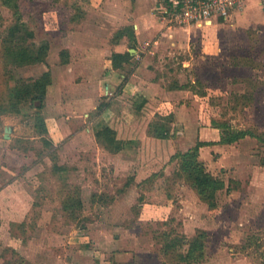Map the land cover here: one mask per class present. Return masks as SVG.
I'll return each instance as SVG.
<instances>
[{
    "label": "rangeland",
    "instance_id": "obj_1",
    "mask_svg": "<svg viewBox=\"0 0 264 264\" xmlns=\"http://www.w3.org/2000/svg\"><path fill=\"white\" fill-rule=\"evenodd\" d=\"M106 1L0 0V264H186L181 254L200 235L205 255L194 264H264V142L248 136L221 143L227 134L217 126L264 138V6L251 0L234 26L206 27L215 32L206 47L199 36L186 55L162 53L167 80H181L189 90L168 101L175 113L172 136L161 140L149 126L164 121L161 101L140 114L131 131L120 116L99 120L103 106L117 108L124 99L105 94L102 84L93 109V75L87 79L76 68L116 30L103 18ZM19 45L48 47L46 63L16 65L7 52ZM65 49L73 51L70 66L63 65ZM229 57L252 58L255 66L233 80ZM46 73L54 79L42 110L52 145L37 133L31 104L19 114L2 109L15 87ZM108 125L121 138L128 135V150L114 153L99 143L95 132ZM8 126L11 139H5ZM199 143H215L201 147L199 160L225 183L214 208L180 158L172 159ZM73 196L82 205L67 210ZM174 239L187 242L167 254Z\"/></svg>",
    "mask_w": 264,
    "mask_h": 264
},
{
    "label": "crops",
    "instance_id": "obj_2",
    "mask_svg": "<svg viewBox=\"0 0 264 264\" xmlns=\"http://www.w3.org/2000/svg\"><path fill=\"white\" fill-rule=\"evenodd\" d=\"M249 1L251 0L245 2L242 11L236 13L235 20H238V18L248 11ZM255 1H257L260 6H263L258 0ZM162 3L163 0L106 1L107 8H104L105 12L103 13V18L105 19L104 16L106 15L107 20L115 23L116 30H114L108 38L110 41L109 43L101 48L95 47L94 49H96V52H94L95 54L91 57H86L84 55L80 58L76 68L80 74L86 75L85 78H87L89 73L93 75L91 81L94 85L93 90L96 93L91 94V98L89 97L93 109H98L97 105H94V103H96L95 100L98 98L97 90H99L102 84H105L106 87L105 94L112 96V98L115 96L114 99H116L117 102L120 98V101L122 99L124 100H122L119 105L117 103V108H115L116 104H111V102L103 106V110L99 113L97 119H106L108 115H111L110 117L115 115L120 116L128 123L129 127H126L127 130L131 131L129 129L134 128L133 126H135L140 114L143 112L148 114V110H150V108L151 111L154 110L156 104L160 101L167 100L173 102L178 97L188 96L186 90L189 89L185 83L181 80H174L172 83L167 80L165 73L166 68L162 65V53L169 51L170 53L186 55L190 51L192 52L195 47L194 37L199 38V36L202 41V46L205 45L206 47V45L209 44L207 43L208 40H210L208 37L212 36L213 38L214 31L220 30V26L224 22L220 21L219 23L204 26H170L167 21L161 18L159 8ZM111 5H114L115 9L112 10L113 7ZM235 20L233 23L224 24L234 26ZM206 27L213 28L214 31L210 32V29ZM128 28H130V31L124 32L123 35L117 39V34ZM212 46L216 47L218 45ZM65 50L68 51L69 56L67 60L64 59L63 65L70 66L73 62L71 58L73 51L70 49ZM83 50L85 51L86 49ZM214 50L221 51L219 48H215ZM115 53H131L130 60L124 62L121 68H116L113 62V55ZM213 54L218 56L219 53ZM229 60L228 64L226 61L223 63L227 64L226 66L230 69L232 68L236 71L235 73L237 75L233 80L246 78L240 73H243V69H251L255 66V61L252 58L229 57ZM209 66L212 65L210 64ZM87 79L84 80V83H87ZM53 81L54 79H52V83ZM168 83L172 85H168ZM145 100L148 101V104H146L144 108L139 109V105ZM125 114L131 117L133 116V119H128ZM107 120L108 119H106V121ZM101 130H103V126L100 130L95 132L96 139L97 133ZM119 132L120 130H118V137L121 138ZM127 136L128 135H124L121 139L126 140ZM128 138H130V136ZM48 139L50 138L48 137ZM51 142L53 143L52 140ZM129 148L130 147L123 151Z\"/></svg>",
    "mask_w": 264,
    "mask_h": 264
},
{
    "label": "trees",
    "instance_id": "obj_3",
    "mask_svg": "<svg viewBox=\"0 0 264 264\" xmlns=\"http://www.w3.org/2000/svg\"><path fill=\"white\" fill-rule=\"evenodd\" d=\"M14 0H4L5 4L12 5ZM15 7H18L17 3H14ZM130 31V28L120 31L117 34V39L123 35L124 32ZM49 48L46 46L40 47L39 49L29 48L26 45H19L17 48L13 47L8 49V56L18 66H27L46 63L48 57ZM63 58L67 60L69 53L67 50L62 52ZM131 53L113 55V62L116 68H121L124 62L130 60ZM52 83V78L50 73H46L42 78L34 81L33 83H24L15 87L12 91L11 98L8 100L7 104L2 106L3 113L5 114H19L22 112V106L24 104H31L32 107L37 109V120L35 123V128L38 134L41 135L43 140L48 145H52L50 139H48L49 129L44 116L42 115V110L46 104V97L48 93V87ZM206 96V92H203ZM148 104L145 100L139 105L140 108H144ZM161 116L164 121L152 122L149 126L151 127L152 133L155 137L161 140H169L172 136L171 124L174 121L175 113L168 101H161ZM219 128L225 129V134L221 140V143L234 144L241 139L247 138L248 136L255 137L260 141L264 142V138L261 135L254 134L253 131H234L227 125H217ZM97 139L105 149L108 151L119 153L126 148L130 147L132 140L126 142L125 140L118 137V130L112 126H107L103 130L97 133ZM215 143H199L194 149L186 152L180 153L174 158H180L182 162V170L187 173L192 181V185L197 190L199 195L205 199L209 205L214 208L216 206V194L225 187V183L216 178L212 173H210L203 162L199 160L200 149L203 145H210ZM63 169V168H62ZM61 167L56 166V171L62 170ZM136 181V178L130 177L126 183V186H130ZM82 201L78 197L69 199L64 207L67 210L81 206ZM203 235L195 237L191 242L186 253L181 254L180 259L186 264H194L195 261L200 260L204 257L205 253V240ZM165 252L170 254L173 247L177 245L182 246L183 243L187 242L186 239H174V241H168Z\"/></svg>",
    "mask_w": 264,
    "mask_h": 264
},
{
    "label": "built area",
    "instance_id": "obj_4",
    "mask_svg": "<svg viewBox=\"0 0 264 264\" xmlns=\"http://www.w3.org/2000/svg\"><path fill=\"white\" fill-rule=\"evenodd\" d=\"M247 0H163L160 13L170 26L233 23ZM264 6V0H258Z\"/></svg>",
    "mask_w": 264,
    "mask_h": 264
},
{
    "label": "water",
    "instance_id": "obj_5",
    "mask_svg": "<svg viewBox=\"0 0 264 264\" xmlns=\"http://www.w3.org/2000/svg\"><path fill=\"white\" fill-rule=\"evenodd\" d=\"M12 130H13L12 126H8L5 129V139H11Z\"/></svg>",
    "mask_w": 264,
    "mask_h": 264
}]
</instances>
